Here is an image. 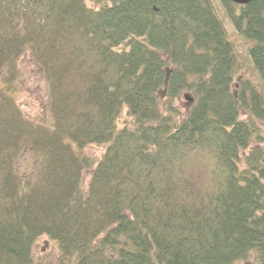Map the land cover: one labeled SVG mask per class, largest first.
<instances>
[{"label":"trees","instance_id":"trees-1","mask_svg":"<svg viewBox=\"0 0 264 264\" xmlns=\"http://www.w3.org/2000/svg\"><path fill=\"white\" fill-rule=\"evenodd\" d=\"M220 2L264 87V0ZM26 51L52 122L0 88V264L42 234L75 264H264V95L211 0H0V69Z\"/></svg>","mask_w":264,"mask_h":264},{"label":"rangeland","instance_id":"rangeland-1","mask_svg":"<svg viewBox=\"0 0 264 264\" xmlns=\"http://www.w3.org/2000/svg\"><path fill=\"white\" fill-rule=\"evenodd\" d=\"M214 10L222 21L228 38L234 44L238 57V67L235 71V78H248L264 95L262 81L252 65L248 54V48L251 41L239 34L228 19L220 0H211ZM15 69L10 71L7 65L0 69V88L8 91L15 104L19 107L23 116L32 123L50 125L52 122V113L49 110L48 84L40 69L35 65L30 52L26 51L21 58L15 62ZM190 92L183 91L180 97L173 101V106L181 111L188 108L191 103ZM127 119L126 113L122 110L117 120L121 125L123 120ZM259 128L264 136V121H259ZM256 138H253L255 143ZM264 144V141L262 142ZM74 147V146H73ZM105 146L102 144H91L76 149L77 153L91 157L93 165L101 158ZM32 159L27 150L20 156L25 161L26 157ZM30 164V163H29ZM90 177V169L83 172V185H87ZM76 254L64 255L57 240L52 239L46 234L38 236L32 247L31 264H75ZM234 264H259L258 253L250 250L249 255Z\"/></svg>","mask_w":264,"mask_h":264},{"label":"water","instance_id":"water-1","mask_svg":"<svg viewBox=\"0 0 264 264\" xmlns=\"http://www.w3.org/2000/svg\"><path fill=\"white\" fill-rule=\"evenodd\" d=\"M232 1L235 3H238V4H246L251 0H232ZM185 96L187 97V95H185ZM190 100H191V98H190Z\"/></svg>","mask_w":264,"mask_h":264}]
</instances>
